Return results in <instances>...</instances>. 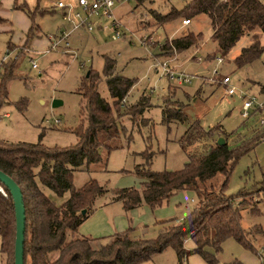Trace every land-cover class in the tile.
I'll list each match as a JSON object with an SVG mask.
<instances>
[{"label": "rangeland", "instance_id": "374dc122", "mask_svg": "<svg viewBox=\"0 0 264 264\" xmlns=\"http://www.w3.org/2000/svg\"><path fill=\"white\" fill-rule=\"evenodd\" d=\"M189 1L119 0L113 9L115 16L123 23L119 37H113L111 20L105 18L101 20V25L99 23L91 31L86 28L71 31L66 39L53 48L49 43L50 35L61 36V30L69 31L71 24L63 25V19L57 12H48L43 16L38 14L36 21L43 26L41 37L34 43L31 40L28 48L20 45L10 53L7 48L9 39L19 43L22 31L18 28L7 30L3 26L8 22L0 20V63L7 55L6 64H16L13 74L8 77L7 65L0 66V82L6 79L8 91L7 102L0 109V138L10 141H41L47 146L74 144L77 141L74 129L82 124L84 118L81 113L83 98L79 89L82 78H85L89 70L96 69L101 73L99 91L102 96L114 102L104 76L106 57L110 56L116 61V72L134 79V84L121 105V112L124 113L120 118L122 129L113 139L117 147L110 151L102 149L104 164L94 163L90 167L85 165L74 172L75 186L79 187L91 178H96L108 188L105 194L96 199V210L101 204L112 202L115 189L142 187L145 178L138 174L136 168L137 165L147 163L150 152H153L148 165L151 169L182 168L189 157L179 140L190 122L196 119H200L204 128L222 124L226 131L232 132L228 135V140L233 146L260 135L261 141L234 163L226 189L227 194L235 196L236 204H240L242 225L254 248L245 246L231 236L224 240L216 255L217 264H226L235 259L244 264H262L264 123L261 122V115L264 108H252L248 117L249 124L242 128L246 118L241 113L242 97L239 93L227 94L221 78L212 75L213 68L218 65L217 57L221 55L218 43L212 37L211 19L206 13L191 17L189 24L183 23L186 15L160 23L153 13L167 14L173 9H182ZM43 9L40 7L41 11ZM190 29L201 33V40L196 44L181 51L163 48L166 41ZM25 37L26 34L22 33L23 41ZM249 43V35L242 36L230 52L223 56L221 71L224 75L230 74L234 84L256 94L264 103V52L258 59L243 67H238L234 61L242 47ZM19 50L22 52L16 58ZM163 63L168 64L169 69L194 75L192 81L179 82L165 72ZM142 94L150 98L149 103L143 113L140 110L134 115V121L130 113L125 112L135 106ZM55 98L62 99L63 103L54 106ZM167 100L168 105L181 106L187 116L185 122L172 119L166 123L163 120L162 108ZM224 178L223 173H218L213 181L219 186ZM45 191L58 203L70 195V191H67L59 196L49 187H45ZM241 192L243 196H240ZM197 198L195 190L184 189L158 207L143 206L132 214L130 210L126 211L129 214L128 221H133L129 226L135 227L138 235L153 236L156 232L155 224L151 221L153 218L183 217L196 205ZM103 218L104 215L99 214V219ZM77 232L79 233V228ZM111 234L113 230L110 229L101 231L99 235L89 236L105 241ZM1 244L0 234V247ZM186 247L193 248L194 242L188 240ZM7 258L8 254L4 255L0 250V264H7ZM143 264L180 263L175 248L169 246L155 253ZM183 264L208 263L200 253L192 252L183 260Z\"/></svg>", "mask_w": 264, "mask_h": 264}, {"label": "trees", "instance_id": "16d2710c", "mask_svg": "<svg viewBox=\"0 0 264 264\" xmlns=\"http://www.w3.org/2000/svg\"><path fill=\"white\" fill-rule=\"evenodd\" d=\"M33 19L26 32L24 47L41 35L40 25L35 18L43 14L38 3L30 7L18 4ZM158 21L186 15L192 20L197 14L206 13L213 27L212 37L218 43L220 55H227L244 35H249L250 43L243 46L234 58L238 67H243L258 59L264 52V0H190L182 9H173L167 14L155 11ZM201 40V33L188 30L173 37L163 45L165 50H184ZM18 46L13 39L7 43L10 53ZM24 51V50H23ZM19 50L16 58L21 54ZM6 59L0 63L6 64ZM8 76L13 74L15 62L6 64ZM90 71V70H89ZM104 76L113 98V103L101 95L99 82L102 78L98 70H92L82 78L80 93L84 118L74 129L77 141L69 146H47L41 141H10L0 138V168L10 173L21 185L26 207L25 264H141L165 248H175L180 264L192 252L200 253L208 264H217V252L228 237H235L245 246L254 248L246 228L242 225L240 204L234 195L227 194L229 173L239 157L261 141L260 135L253 136L236 145L229 143V134L222 124L204 128L200 119L190 122L180 138V144L187 152L188 160L179 169L154 170L149 165L153 156L150 152L147 163L137 165L138 174L145 180L142 187L128 186L115 189L111 200H120L126 211L143 202L152 208L162 205L176 192L193 189L197 203L183 217L157 219L153 236H142L129 226L110 235L107 240L78 233L81 223L95 210L96 199L108 188L96 178L76 187L74 172L83 166L105 162L102 149L110 151L117 147L113 140L121 131L120 118L122 101L134 84L132 77L116 72V61L107 56ZM6 79L0 82V109L7 102ZM149 97L142 94L135 106L125 114L136 121L134 115L142 113L149 103ZM163 106V120L172 119L185 122L187 116L180 105ZM1 117V114H0ZM246 117L242 128L249 124ZM237 131H240L237 130ZM235 133V132H233ZM219 136L226 141L218 143ZM147 151V150H145ZM145 151L143 153H145ZM225 175L224 181L216 186L213 178ZM49 187L57 195H70L58 203L47 194ZM243 192V191H242ZM240 196H243V194ZM0 250L8 254L7 264H14V244L16 235V214L13 196L0 183ZM192 240L189 249L186 242ZM226 264H244L235 259ZM262 264H264L262 262Z\"/></svg>", "mask_w": 264, "mask_h": 264}, {"label": "built area", "instance_id": "2783aa9c", "mask_svg": "<svg viewBox=\"0 0 264 264\" xmlns=\"http://www.w3.org/2000/svg\"><path fill=\"white\" fill-rule=\"evenodd\" d=\"M119 0H57L56 6L61 9V17L63 19L64 25L71 24V29L61 30L62 34L50 35L51 48L59 45L63 39H66L71 31L86 28L91 31L96 26L101 25V20L109 18L111 20V29L113 30V37L117 38L122 34L121 26L123 23L114 14V5ZM191 22V19L186 17L183 19L184 24ZM50 49H47L49 51ZM7 55L4 56V59ZM224 62V57L218 56V65L213 68L212 75L220 77L222 83L226 87V92L229 95H234L239 93L243 99L241 113L244 117H249L251 115V109L255 107H263L264 103L258 98L254 93L249 92L243 88H239L236 84L232 82V77L230 74L224 75L221 71V66ZM35 65H37L35 63ZM164 70L170 76L175 77L179 82H191L194 75L186 72H177L174 69H169L168 64L163 63ZM125 100V98H124ZM8 114V113H7ZM261 122L264 123V112L261 115Z\"/></svg>", "mask_w": 264, "mask_h": 264}, {"label": "crops", "instance_id": "0c3cea01", "mask_svg": "<svg viewBox=\"0 0 264 264\" xmlns=\"http://www.w3.org/2000/svg\"><path fill=\"white\" fill-rule=\"evenodd\" d=\"M56 1L57 0H0V20H2L1 22H8L6 25L3 26L5 27V29L13 30V28H18V30L26 34V32L32 26L33 19L23 8L19 7L18 4L27 3L30 7H34L39 3L40 7L45 8V12L41 14V16L45 15L48 12H57L61 17V9L56 6ZM36 19L37 17L35 18V20ZM38 24L40 25L41 33L43 30V26L40 23ZM22 33L21 35L18 34L21 40L19 41V43L15 42L17 45H23L26 40V37L24 38V41L22 40ZM40 37L41 35L35 37L32 42L34 43L35 40L39 39ZM49 43H51V39L49 40ZM111 201L112 202L108 201L104 204H101L100 207L96 208V210L92 213V215L89 216L88 219L82 222V224L79 226L80 234L99 235L101 231H108L110 229L113 230V233H115L117 231H122L129 227L130 223H132L133 221H128L129 214L124 209L122 201ZM143 206L150 205L143 202L141 205L132 208L129 212H131L132 214V212H136L137 208ZM99 214L104 215L103 220L99 219ZM156 220L157 218L155 217L151 221L155 224ZM156 229L157 225H155L154 231H156ZM143 263L144 262H142L141 264Z\"/></svg>", "mask_w": 264, "mask_h": 264}, {"label": "water", "instance_id": "95a60500", "mask_svg": "<svg viewBox=\"0 0 264 264\" xmlns=\"http://www.w3.org/2000/svg\"><path fill=\"white\" fill-rule=\"evenodd\" d=\"M88 71L87 74H89ZM63 103L60 98L53 100V105ZM226 141L224 136H219L218 143ZM0 183H3L11 192L15 205L16 214V235L14 244V264H25V230H26V207L24 202L23 190L20 183L7 171L0 168Z\"/></svg>", "mask_w": 264, "mask_h": 264}]
</instances>
